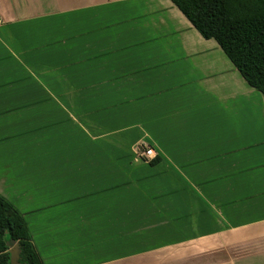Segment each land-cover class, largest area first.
Returning <instances> with one entry per match:
<instances>
[{
	"label": "crops",
	"instance_id": "0c3cea01",
	"mask_svg": "<svg viewBox=\"0 0 264 264\" xmlns=\"http://www.w3.org/2000/svg\"><path fill=\"white\" fill-rule=\"evenodd\" d=\"M0 195L42 264H264V96L170 0H0Z\"/></svg>",
	"mask_w": 264,
	"mask_h": 264
},
{
	"label": "trees",
	"instance_id": "16d2710c",
	"mask_svg": "<svg viewBox=\"0 0 264 264\" xmlns=\"http://www.w3.org/2000/svg\"><path fill=\"white\" fill-rule=\"evenodd\" d=\"M170 1L204 38L216 41L244 80L264 96V0ZM8 241L17 246L19 262L42 264L23 215L0 195V264H10Z\"/></svg>",
	"mask_w": 264,
	"mask_h": 264
},
{
	"label": "built area",
	"instance_id": "2783aa9c",
	"mask_svg": "<svg viewBox=\"0 0 264 264\" xmlns=\"http://www.w3.org/2000/svg\"><path fill=\"white\" fill-rule=\"evenodd\" d=\"M138 150V157L142 158L144 161H149L150 159L154 158L156 156V151L153 147L150 145L144 143L143 141L139 144Z\"/></svg>",
	"mask_w": 264,
	"mask_h": 264
},
{
	"label": "water",
	"instance_id": "95a60500",
	"mask_svg": "<svg viewBox=\"0 0 264 264\" xmlns=\"http://www.w3.org/2000/svg\"><path fill=\"white\" fill-rule=\"evenodd\" d=\"M9 253H10V264H22L18 261V249L12 241H8Z\"/></svg>",
	"mask_w": 264,
	"mask_h": 264
},
{
	"label": "rangeland",
	"instance_id": "374dc122",
	"mask_svg": "<svg viewBox=\"0 0 264 264\" xmlns=\"http://www.w3.org/2000/svg\"><path fill=\"white\" fill-rule=\"evenodd\" d=\"M137 159H139V160H142V158H141V157H140V158H139V157H137Z\"/></svg>",
	"mask_w": 264,
	"mask_h": 264
}]
</instances>
